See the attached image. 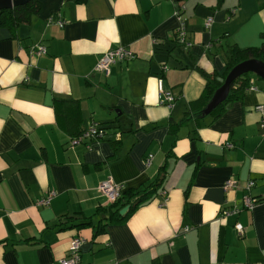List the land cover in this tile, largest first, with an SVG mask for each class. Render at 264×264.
Segmentation results:
<instances>
[{"label": "crops", "instance_id": "1", "mask_svg": "<svg viewBox=\"0 0 264 264\" xmlns=\"http://www.w3.org/2000/svg\"><path fill=\"white\" fill-rule=\"evenodd\" d=\"M40 1L17 38L0 29V264H62L77 236L80 264H264V81L217 120L183 121L203 73L225 70L228 44L263 43L264 0ZM180 29L192 46L178 43ZM39 45L46 52L34 54ZM118 47L134 58L97 70ZM160 78L174 106L160 101ZM94 122L103 137L72 143ZM164 174L126 222L97 237L62 229L63 216L110 203L104 180L127 190ZM231 179L238 187L226 189Z\"/></svg>", "mask_w": 264, "mask_h": 264}, {"label": "trees", "instance_id": "2", "mask_svg": "<svg viewBox=\"0 0 264 264\" xmlns=\"http://www.w3.org/2000/svg\"><path fill=\"white\" fill-rule=\"evenodd\" d=\"M41 10L40 0H31L29 3L16 6L11 9L0 10V29H8L14 38H17L18 28L22 25L30 24L32 18ZM263 43L260 46L241 47L235 43H230L225 49L226 68L223 72L215 71L212 74L203 73L205 77V88L201 96L191 103L190 107L185 113V119L188 121L193 115L197 125L206 117H210L213 121L219 119L227 111L230 104L243 101L247 92L254 84V80H262L253 73H245L239 76L231 86L230 93L227 99L221 103L209 115L203 116L202 111L211 100L215 91L224 83L229 72L239 63L248 59H258L264 62V32L261 34ZM178 41V40H177ZM179 43V42H178ZM176 100V97H175ZM63 101V100H62ZM101 128H106L97 123ZM175 123L171 122V126ZM180 124H177L179 127ZM85 130V129H84ZM83 130V131H84ZM175 133L177 128L172 129ZM197 132V130H194ZM81 134V132H80ZM195 134V133H194ZM114 153L107 158V161H112L117 158V151L121 148L120 140L111 141ZM166 178V174L160 176L156 180L144 184L136 189H124L123 195L116 201L110 202L106 206H99L93 216H99V221L95 224L92 221L93 216H85L83 213H76L73 215H65L62 217L61 225H66L62 229L69 228H91L93 236L97 237L105 233L110 225L126 222L129 217L143 204L151 201L156 195ZM129 206V210L125 215H121L120 211ZM31 242V241H29Z\"/></svg>", "mask_w": 264, "mask_h": 264}, {"label": "built area", "instance_id": "3", "mask_svg": "<svg viewBox=\"0 0 264 264\" xmlns=\"http://www.w3.org/2000/svg\"><path fill=\"white\" fill-rule=\"evenodd\" d=\"M214 18L209 17L206 21L207 26H211ZM50 21L53 22V17H50ZM58 23L63 26V21H58ZM178 42L185 45L186 47L192 46V43L186 38V35L184 34L183 30L180 29L178 33ZM34 50V54L41 55L46 52V47L43 45L37 46ZM134 53L132 50L125 48V47H118L114 49H109L99 59L96 69L105 73L106 75L110 74L111 71V65L115 63L116 61H122V60H129L134 58ZM250 89H256L254 85L251 86ZM159 91H160V101L162 103H165L168 106H174L175 103V95L171 90H167L164 88V81L163 78L159 79ZM257 109L260 111H264V107L262 105L257 106ZM260 127L264 131V114L262 115V118L260 120ZM106 133V130L104 128H101L97 123H92L87 129H85L79 136L72 139V143L77 144L84 140H91V139H99L103 137ZM229 146L231 144H228ZM152 155H149L147 158V162L150 163L152 159ZM254 184V181H251L248 184V188H251V186ZM238 184L235 180L231 179L225 184V188H237ZM125 187L119 183L114 182L111 178H108L104 180L99 187V190L106 195L109 202L116 201L123 195ZM55 194V191L50 192L47 196L43 197L38 201L39 205H48L50 204L53 196ZM257 198L252 197L250 195H247L244 197V206L248 209H253V207L256 205ZM237 209H235L233 212H236ZM235 228L243 232L244 226L241 223H237L235 225ZM189 227L187 228V230ZM85 239L84 237L77 236L74 237L71 247L69 249V254L67 257L62 259V264H80L81 263V247L84 243Z\"/></svg>", "mask_w": 264, "mask_h": 264}, {"label": "water", "instance_id": "4", "mask_svg": "<svg viewBox=\"0 0 264 264\" xmlns=\"http://www.w3.org/2000/svg\"><path fill=\"white\" fill-rule=\"evenodd\" d=\"M31 0H0V10L11 9L16 6L24 5L29 3ZM245 73H253L262 80H264V62L258 59H248L237 64L227 75L224 83L215 91L211 100L208 102L204 110L202 111L203 116L209 115L215 110L221 103H223L231 90V86L234 81ZM129 206L124 207L121 211V215H125Z\"/></svg>", "mask_w": 264, "mask_h": 264}, {"label": "bare ground", "instance_id": "5", "mask_svg": "<svg viewBox=\"0 0 264 264\" xmlns=\"http://www.w3.org/2000/svg\"><path fill=\"white\" fill-rule=\"evenodd\" d=\"M114 49V48H113Z\"/></svg>", "mask_w": 264, "mask_h": 264}]
</instances>
